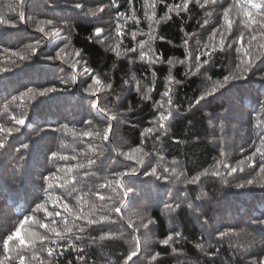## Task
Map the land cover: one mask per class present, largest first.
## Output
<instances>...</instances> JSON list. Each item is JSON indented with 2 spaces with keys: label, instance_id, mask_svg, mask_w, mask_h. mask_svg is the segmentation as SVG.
<instances>
[{
  "label": "trees",
  "instance_id": "16d2710c",
  "mask_svg": "<svg viewBox=\"0 0 264 264\" xmlns=\"http://www.w3.org/2000/svg\"><path fill=\"white\" fill-rule=\"evenodd\" d=\"M19 3L0 0L4 19L16 22L0 25V68L9 69L0 72V125L16 126L13 116L25 119L18 132L0 134V260L7 255L15 264L20 256L24 264H124L135 252L128 264H251L264 257V171L259 153L246 159L264 136L262 9L250 7L258 23L245 24L236 0ZM21 12L27 22L19 21ZM39 27L59 35L44 36ZM96 28L102 29L99 36ZM37 40V52L19 62L13 53L29 55L27 46ZM61 50L62 59H49ZM255 56L260 58L245 79L196 103L213 81L239 75L241 58ZM170 75L180 83L170 82ZM92 76L98 82L85 92ZM53 85L57 91L36 100L21 95ZM169 88L175 89L173 106L162 96ZM157 104L165 115L171 111L159 141L158 131L142 135L159 127L153 123L160 115ZM111 117L116 119L109 130ZM132 149H140L134 159L119 154ZM138 160L144 163L138 166ZM137 166L135 174L117 175ZM153 166L160 179L144 175ZM172 167L184 173L179 181L163 178V168ZM53 172L55 178L43 179ZM197 175L196 184L186 183ZM117 179L134 195L125 197L121 186L113 191L108 184ZM37 204L43 207L36 210ZM25 217H31L19 233L25 243L14 239L5 253L3 238ZM66 225L75 249L56 240Z\"/></svg>",
  "mask_w": 264,
  "mask_h": 264
},
{
  "label": "snow or ice",
  "instance_id": "6c2138e0",
  "mask_svg": "<svg viewBox=\"0 0 264 264\" xmlns=\"http://www.w3.org/2000/svg\"><path fill=\"white\" fill-rule=\"evenodd\" d=\"M129 2H131V0H129ZM208 0H205V3H207ZM23 3H24V0H20V3H19V6L22 8L23 6ZM187 4V0H185V5ZM236 6L240 8V11L242 12L243 16L247 18L246 21H242V23H245V24H248L249 22L251 24H255V23H258V21L255 19V15L252 11H250V7L252 9H255V8H260L262 9V12L260 13L261 17H262V20L260 21V23H264V0H236ZM76 7L78 8H81V6L79 4L76 5ZM82 9V8H81ZM16 9H13V11H15ZM100 11H103V9H100ZM225 18H227V10H225ZM20 22H27V20L25 19L24 15H23V12L20 13ZM49 24H51V21L48 22ZM7 24L8 26H12L14 27L16 22H12V21H7L4 19L3 17V14L0 13V25H5ZM38 31L43 33L44 36H49V35H59L58 32H55V33H50V32H47L45 31V29L43 27H39L38 28ZM102 32V29L100 28H96L95 29V33L97 34V36H99V34H101ZM253 39H255V37H253ZM41 43V40H37L35 41V44H31V45H28L27 48L30 49V54L29 55H20L18 53H13V55H17L18 56V61L21 62V61H24L26 59H29L32 55H34L36 52H37V49L39 48V45ZM185 43L187 44V41H185ZM141 44H143V41L141 42ZM228 47H232L231 44L228 45ZM10 50L5 48L3 49V52L4 53H7L9 52ZM62 51H58L56 52L55 56H51L49 57V59H52V60H60L62 59ZM130 51H134V50H130ZM241 51L240 48H237V52ZM77 55H81L80 53H77ZM143 55V54H142ZM245 55H247V53H245ZM260 57L259 56H255L251 59H248V60H244L243 58H241V61L240 63L237 65V69L239 70V75H224L223 76V79L221 81H213L211 83V86L210 88L205 91L197 100H196V103H199V100L201 99H204L214 93H216L219 89L223 88L225 85H227L229 82L233 81V80H237V79H245L247 77V75L249 74V72L251 71V68L252 66L256 63V60H258ZM197 59L199 60V57H197ZM156 61H153V63H155ZM181 63H183V61H181ZM204 64H208L209 61L208 60H204L203 61ZM73 68L76 67L75 64L72 65ZM197 67L199 68L200 65L197 64ZM9 69H5V68H0V72H5V71H8ZM85 71H88L87 69ZM155 76V74H153ZM92 81H93V84H89L87 86V88L84 89L85 92H91L93 91L94 89V85L95 83H97V78L95 76H92L91 77ZM209 80H211V77H209ZM169 81L170 82H174L175 84H179L180 82L179 81H174V78L170 75L169 76ZM72 82L75 83V76L72 77ZM57 87H55L54 85L53 86H49V87H43V88H36V89H32V88H29L27 89V93H21L22 96L24 95H28L30 97V100H36L37 97L39 96H43V95H46L48 93H51V92H55L57 91ZM96 91H98V89H96ZM153 89L152 88H149L148 89V92H152ZM175 89L174 88H169L168 91H165L162 96L163 97H169L167 103L170 105V106H173L174 105V100L171 99L170 97V92L174 93ZM13 99L15 100L16 98L13 97ZM143 99L145 100H148L149 97L147 95H145L143 97ZM95 107H99L98 105H95ZM193 107V105L190 104V108ZM5 108H7V105H5ZM156 108H157V111L160 112V115H159V118L157 121H154L153 123L154 124H158L159 127L157 129H154L153 127H149V128H146L144 129V132L142 133V135H145L147 134L148 136H151L155 131H158L159 132V135H156L155 136V140L159 141L160 140V137L163 136L165 134V125H164V122L168 119V116L171 115V111L168 112V115H165L164 114V105L163 104H157L156 105ZM101 112H103V109H101ZM12 121H14V125L18 126V125H24L25 123V119L24 117H20V118H17L15 116H13L12 118ZM116 119V117H111L109 119V130H111L112 128V121H114ZM86 123H91L90 121L86 122ZM16 126H13V127H10V128H5L3 125H0V134H4V133H7L9 135H11L12 133H16L20 130L19 127H16ZM65 130L67 131V125L64 126ZM85 135H91V133H85ZM104 139L108 140L110 139V134H109V131H106L104 133ZM5 146V143H4V139H0V148L4 147ZM22 149H26L28 147L27 144H24L21 146ZM264 136H261L259 137V146L256 147V151L252 153V156L251 157H246L247 160H252L253 157H255L257 155V153H259V159H260V169L261 171H264ZM115 150V149H113ZM137 151H140V149H132V151L130 153H124V152H121L119 153L120 155L122 156H125L127 157L128 159H134L135 156L133 155L135 152ZM145 156H148L149 153H144ZM52 156L55 157L56 156V153L53 152L52 153ZM163 157H159V160L160 161H163ZM95 161L93 160H89L88 163L89 164H93ZM144 161L143 160H138L137 161V165H141L143 164ZM243 163V162H241ZM131 167L129 168L127 171H122L120 173H118L117 175L119 177H125L127 175H131V174H135L139 169V167ZM219 167V166H217ZM225 167L227 168L228 166L225 165ZM237 171L236 168H232L231 169V173H235ZM240 171H243V169H240ZM229 173V174H231ZM166 174V175H164ZM144 175H152V176H155L157 177L158 179L161 178V176H158L157 175V167L153 166L151 168L150 171H145L144 172ZM162 175H163V178L164 179H169L171 176H175V179L177 181H179L183 176H184V173L183 172H178L177 171V168L176 167H172L171 170H169L168 168H163V171H162ZM212 175H215V176H220V172L219 171H215L212 173ZM56 174L53 172L51 173V177L49 176H44L43 179L45 181L49 180L50 178H55ZM200 176L197 175V176H193L191 178L190 181H186V183H191V184H196L197 181L200 180ZM247 184L251 185L253 184V181L251 179H249L247 182ZM108 186L110 188H112L113 191H116L117 190V187L116 186H121L124 188V196L125 197H130L132 195H134V190L129 188L126 184H124L123 180H115L114 182L113 181H109V184ZM236 187L238 188H241V187H244L243 184H238L236 185ZM261 187H264V185H261ZM52 188V185L50 184L49 185V190ZM206 195V194H205ZM120 203L121 204H124L125 201L123 199L120 200ZM191 205H189L190 207ZM43 207V204H37L36 205V210H39ZM166 207H168L169 209H171V205H167ZM64 208L66 210H68V205L65 204L64 205ZM117 212L120 211L119 208L116 209ZM57 215H59V213H57ZM31 219V217H25L23 220H20L19 221V226L15 229V231H12L8 236L4 237L3 238V248H4V251L5 253L8 252V245H9V242L10 241H13L14 239H17L19 240V243L21 245H23L25 243V239L24 238H21L19 236V233L21 232L22 230V227L25 225V223L27 221H29ZM107 217H101V220H106ZM100 221H97V220H89L88 223L89 225L91 224H97L99 223ZM259 223L261 224H264V221H259ZM41 227H46L45 225H40ZM146 227V226H145ZM80 232H84L85 229L84 228H79L78 229ZM53 232H56V229L53 228L52 229ZM73 229L72 228H69L67 227V225L65 226L64 228V233H59L57 232L56 233V240L59 241V240H67V243L69 246H71L73 249H75L77 247L76 244H73L72 242V239L71 237H69L67 235V233H70L72 232ZM34 235V233H29L28 234V243L31 244L32 243V240H31V236ZM180 234L179 233H176V236H179ZM221 235H224L223 233H221ZM45 239V237H41V240ZM76 239L79 241L82 239V237H79L77 236ZM101 239H103V237H101ZM169 239H171V237H169ZM56 241H53V243H55ZM162 243L164 244H167L168 243V240H165L163 241ZM50 251V254H51V250ZM175 251V250H174ZM136 255L135 252L131 253L129 255V257L126 258V260L124 261V264H128V261L131 259L132 256ZM158 255V254H157ZM78 260L79 261H84V257L83 256H79L78 255ZM152 260H156V256H153L152 257ZM19 261H20V264H24V257L23 256H20L19 257ZM0 264H15V258H12V257H8L7 255L4 257L3 260H0ZM71 264V262H70ZM133 264H135V262H133ZM251 264H264V257H258V258H255L253 259V261L251 262Z\"/></svg>",
  "mask_w": 264,
  "mask_h": 264
}]
</instances>
